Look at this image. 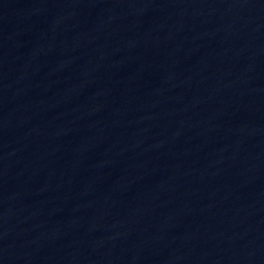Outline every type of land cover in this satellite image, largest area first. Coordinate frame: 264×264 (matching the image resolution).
<instances>
[{"label": "water", "instance_id": "water-1", "mask_svg": "<svg viewBox=\"0 0 264 264\" xmlns=\"http://www.w3.org/2000/svg\"><path fill=\"white\" fill-rule=\"evenodd\" d=\"M0 264H264V0H0Z\"/></svg>", "mask_w": 264, "mask_h": 264}]
</instances>
